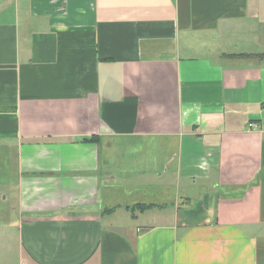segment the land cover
<instances>
[{"label": "crops", "instance_id": "obj_1", "mask_svg": "<svg viewBox=\"0 0 264 264\" xmlns=\"http://www.w3.org/2000/svg\"><path fill=\"white\" fill-rule=\"evenodd\" d=\"M263 55L264 0H0V264H264Z\"/></svg>", "mask_w": 264, "mask_h": 264}, {"label": "rangeland", "instance_id": "obj_2", "mask_svg": "<svg viewBox=\"0 0 264 264\" xmlns=\"http://www.w3.org/2000/svg\"><path fill=\"white\" fill-rule=\"evenodd\" d=\"M15 162H16L15 158H11L10 161L6 165H4L2 163V161H1L0 162V170L2 169V166H3V168L7 169L8 175H11V176L14 175L15 174V166H16ZM3 177H5V174L4 173H0V184L5 182L3 180ZM1 209H2V207L0 206V213H2Z\"/></svg>", "mask_w": 264, "mask_h": 264}, {"label": "built area", "instance_id": "obj_3", "mask_svg": "<svg viewBox=\"0 0 264 264\" xmlns=\"http://www.w3.org/2000/svg\"><path fill=\"white\" fill-rule=\"evenodd\" d=\"M257 126H255V125H253V124H251L250 125V128H256Z\"/></svg>", "mask_w": 264, "mask_h": 264}, {"label": "trees", "instance_id": "obj_4", "mask_svg": "<svg viewBox=\"0 0 264 264\" xmlns=\"http://www.w3.org/2000/svg\"><path fill=\"white\" fill-rule=\"evenodd\" d=\"M263 57H264V55H263Z\"/></svg>", "mask_w": 264, "mask_h": 264}]
</instances>
